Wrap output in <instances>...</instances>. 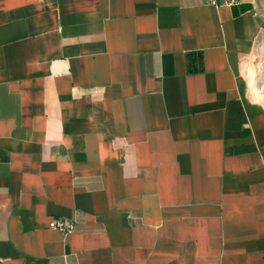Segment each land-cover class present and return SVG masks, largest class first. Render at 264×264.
<instances>
[{"label": "crops", "instance_id": "0c3cea01", "mask_svg": "<svg viewBox=\"0 0 264 264\" xmlns=\"http://www.w3.org/2000/svg\"><path fill=\"white\" fill-rule=\"evenodd\" d=\"M262 38L264 0H0V264H264Z\"/></svg>", "mask_w": 264, "mask_h": 264}, {"label": "rangeland", "instance_id": "374dc122", "mask_svg": "<svg viewBox=\"0 0 264 264\" xmlns=\"http://www.w3.org/2000/svg\"><path fill=\"white\" fill-rule=\"evenodd\" d=\"M247 66L249 90L264 107V38L259 40Z\"/></svg>", "mask_w": 264, "mask_h": 264}, {"label": "built area", "instance_id": "2783aa9c", "mask_svg": "<svg viewBox=\"0 0 264 264\" xmlns=\"http://www.w3.org/2000/svg\"><path fill=\"white\" fill-rule=\"evenodd\" d=\"M210 2L213 5H219L222 3L229 6H234L240 3L241 0H221L220 3L217 0H210ZM49 224L51 228H55L64 234L70 233L75 229V223L72 221L63 220L61 218H54Z\"/></svg>", "mask_w": 264, "mask_h": 264}]
</instances>
